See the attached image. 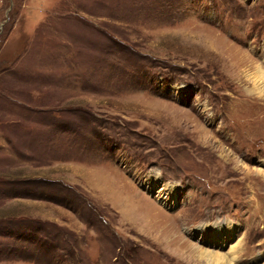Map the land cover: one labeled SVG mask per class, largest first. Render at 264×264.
Masks as SVG:
<instances>
[{
    "label": "rangeland",
    "instance_id": "obj_1",
    "mask_svg": "<svg viewBox=\"0 0 264 264\" xmlns=\"http://www.w3.org/2000/svg\"><path fill=\"white\" fill-rule=\"evenodd\" d=\"M209 37L264 68V0H0V264H264V85Z\"/></svg>",
    "mask_w": 264,
    "mask_h": 264
},
{
    "label": "bare ground",
    "instance_id": "obj_2",
    "mask_svg": "<svg viewBox=\"0 0 264 264\" xmlns=\"http://www.w3.org/2000/svg\"><path fill=\"white\" fill-rule=\"evenodd\" d=\"M206 42L208 43L211 49L212 48L215 49L219 54H222L225 58L231 60L230 66L232 69H234V72L236 73L237 77L243 78L242 76H244L246 78L247 83H250V81H253L255 84L264 85V68L259 63L257 64L256 62H254L246 53H242L240 52L239 49H237L233 56L234 58H238V59H233L232 54L227 53L226 55V52H225L226 50L222 51L223 49H220L217 38L213 41L211 37H209V39L208 38L206 39ZM228 50H230V47ZM244 72H246L245 75H244ZM258 95H262L261 92H258ZM245 170L247 171V174H250V176L255 175V172H256L259 178L261 177L262 179H264V170L254 171L248 167H246ZM173 241H174L173 243H175V240ZM182 241L183 243L186 242L185 240H182ZM185 245H186L185 249H187L186 251H189L190 254L189 252H186V251L184 252V254L186 255L189 254L187 255V257L190 259H195L199 261V259L196 258L197 255H199L203 260H206L208 264H233V262L236 260V253H235L237 252L236 247H235L236 245L235 246L233 245L231 247V250L228 253H222V252H217L214 250H209L207 248H203L201 246L193 245V244H190V245L185 244ZM181 247L183 246H180V250H182Z\"/></svg>",
    "mask_w": 264,
    "mask_h": 264
},
{
    "label": "crops",
    "instance_id": "obj_3",
    "mask_svg": "<svg viewBox=\"0 0 264 264\" xmlns=\"http://www.w3.org/2000/svg\"><path fill=\"white\" fill-rule=\"evenodd\" d=\"M5 134L4 133H2V132H0V139H1V141L3 142V144H7V139H5ZM13 137V136H12ZM14 138V137H13ZM14 140H15V142L17 141V139H15L14 138ZM7 152H9V150H7ZM1 154H0V159H1ZM12 158H13V160H14V162H15V164H16V162H17V160H18V156L15 154V153H13L12 154ZM5 157V156H4ZM8 159H10L8 156L7 157H5V161H7ZM7 212H9V213H15V210H7ZM16 264H25L24 262H21V263H16Z\"/></svg>",
    "mask_w": 264,
    "mask_h": 264
},
{
    "label": "trees",
    "instance_id": "obj_4",
    "mask_svg": "<svg viewBox=\"0 0 264 264\" xmlns=\"http://www.w3.org/2000/svg\"><path fill=\"white\" fill-rule=\"evenodd\" d=\"M8 247V246H7Z\"/></svg>",
    "mask_w": 264,
    "mask_h": 264
}]
</instances>
